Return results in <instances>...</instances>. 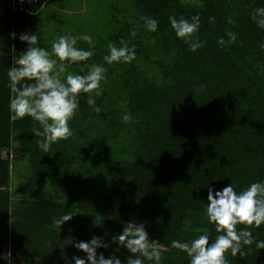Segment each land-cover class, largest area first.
<instances>
[{"label": "trees", "instance_id": "obj_1", "mask_svg": "<svg viewBox=\"0 0 264 264\" xmlns=\"http://www.w3.org/2000/svg\"><path fill=\"white\" fill-rule=\"evenodd\" d=\"M58 1L66 5L58 11L65 16L73 4L50 2ZM87 1L84 26L94 55L67 70L84 75L90 65H103L102 93L95 106L86 102L94 91L80 94L69 122L73 135L44 152L38 146L43 137L33 133L39 122L15 118L9 108L11 49L17 55L26 49L18 38L26 31L50 52L58 36L82 33L59 21L49 0H0V264H74L73 256H85L74 242L93 236L109 244L98 254L123 261L131 254L113 237L128 223L145 225L161 264H189L171 242L204 231L215 239L206 188L232 182L240 191L264 181V28L252 19L264 0ZM197 14L195 35L204 44L193 52L176 37L169 17ZM144 17L158 21L155 32ZM229 32L235 41L229 42ZM121 41L135 46V59L108 65L109 43L120 47ZM76 47L89 45L78 40ZM128 110L138 117L126 118ZM65 213L72 219L54 226ZM245 227L264 240V223L237 225ZM243 251L226 252L229 264H264V249L255 243Z\"/></svg>", "mask_w": 264, "mask_h": 264}, {"label": "clouds", "instance_id": "obj_2", "mask_svg": "<svg viewBox=\"0 0 264 264\" xmlns=\"http://www.w3.org/2000/svg\"><path fill=\"white\" fill-rule=\"evenodd\" d=\"M143 19L148 31L157 30L156 19ZM214 19L210 17V20ZM252 19L258 27L264 28V7L256 8ZM228 22L234 23L231 19ZM169 23L176 37L183 39L191 51L203 47L204 42L195 35L201 26L198 14L190 20L170 16ZM228 36L229 42L235 41L234 33L229 32ZM18 38L27 47L18 55L14 46L11 49L12 66L7 76L8 87L14 95L10 98L9 108L15 118L28 116L39 122L42 130L36 129L33 133L43 137L38 146L48 152L52 143L67 140L73 135L69 122L79 108L81 93L94 91V95H88L86 102L90 106L96 105L95 97L102 93L101 81L105 79L106 69L103 65L92 64L84 75L68 72L67 65L86 61L94 55L93 38L88 34L60 35L51 41V52L38 46L35 32H22ZM78 40L87 42L89 48L76 47ZM218 44H225L223 37ZM261 48H264V44H261ZM135 57V46L129 47L121 41L120 47L109 43L103 60L111 65L114 62L131 63ZM94 110L99 112L100 108L96 106ZM206 189V215L208 223L215 225V239L210 240V233L204 231L190 241L173 240L171 247L185 252L189 264H229L226 252L230 250L232 256H244L243 247L253 243L257 249H264V240H257L247 227L237 229L238 224L259 227L264 223V181L253 182L240 191L235 189L232 182L219 189L211 186ZM72 217L67 213L62 214L54 218L53 225L60 228ZM113 241L126 248L131 255L122 261L116 255L105 257L102 252L98 254V249H106L109 244L102 236H93L89 241L74 242V247L85 254L84 257L73 256L74 264H145V261L161 264V252L150 243L143 223H128L118 236L113 237Z\"/></svg>", "mask_w": 264, "mask_h": 264}, {"label": "rangeland", "instance_id": "obj_3", "mask_svg": "<svg viewBox=\"0 0 264 264\" xmlns=\"http://www.w3.org/2000/svg\"><path fill=\"white\" fill-rule=\"evenodd\" d=\"M51 0H49L50 2ZM68 2L70 1L71 4V10L68 12H65V16H63V14H59V10L61 9H65L66 5L61 4L59 1L58 2H50L49 6L52 9V14L58 12V16L59 17V21H65L68 26L69 29L75 30L76 32H81L82 34H88L91 36V33L87 30L88 28H86L84 25L85 23H87V20H85L84 18V13H86V11L88 12L89 9H87V6L89 3L87 0H67ZM80 1L81 5H80V9H76L77 7L75 5H77V3ZM92 1V0H91ZM90 1V2H91ZM99 1H104V0H99ZM189 3H196L197 0H183ZM48 3V2H47ZM75 8V9H74ZM64 13V12H63ZM67 20V21H66ZM90 22V21H89ZM61 25V24H60ZM59 62V61H58ZM118 99L115 98V102H117ZM131 116H133L134 118L138 117L135 114H131V110L126 111L125 117L126 118H130Z\"/></svg>", "mask_w": 264, "mask_h": 264}, {"label": "built area", "instance_id": "obj_4", "mask_svg": "<svg viewBox=\"0 0 264 264\" xmlns=\"http://www.w3.org/2000/svg\"><path fill=\"white\" fill-rule=\"evenodd\" d=\"M23 1H25V0H18V2H23Z\"/></svg>", "mask_w": 264, "mask_h": 264}]
</instances>
